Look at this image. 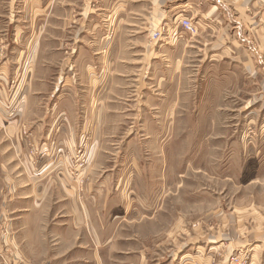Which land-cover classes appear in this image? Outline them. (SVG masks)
I'll return each instance as SVG.
<instances>
[{
  "label": "rangeland",
  "instance_id": "obj_1",
  "mask_svg": "<svg viewBox=\"0 0 264 264\" xmlns=\"http://www.w3.org/2000/svg\"><path fill=\"white\" fill-rule=\"evenodd\" d=\"M177 4H188L185 17L198 32L184 34L178 51L145 61L147 46L156 40L149 38L153 29L143 27L167 28L162 23ZM67 44L74 45L72 61L79 70L87 61L91 74L97 73L84 83L61 66L64 57L58 60L61 77L70 78L68 99L84 104L77 116L89 128H104L103 160H90L88 133L61 167L68 166L74 178L100 167L103 195L112 200L114 214L127 213V204L136 207L148 237L137 244L143 263L264 264V0H0V135L33 133L18 124L24 94L35 82L33 74L55 82L50 55L53 48L70 54ZM168 57H182L179 109L178 80L166 74ZM167 113L175 119L169 132ZM30 149L48 158L44 169L61 152ZM1 155L0 199L8 195ZM2 206L0 201V213ZM17 213L10 218L23 215ZM3 228L0 222V237L8 234ZM131 230L113 226V232ZM111 255L105 254L103 264ZM14 258L0 251V264H18ZM113 259L135 263L125 256Z\"/></svg>",
  "mask_w": 264,
  "mask_h": 264
},
{
  "label": "crops",
  "instance_id": "obj_2",
  "mask_svg": "<svg viewBox=\"0 0 264 264\" xmlns=\"http://www.w3.org/2000/svg\"><path fill=\"white\" fill-rule=\"evenodd\" d=\"M187 5L177 4L170 8L162 25L165 24L172 29L180 20L188 18L185 17L189 11ZM134 28L137 31L140 27ZM143 29L146 31L153 29L148 31L150 38L154 33L159 32L161 27H143ZM184 34L189 33L180 28L178 42H166L159 39L150 46L146 45L148 48L145 51L144 60L154 62L160 54L168 56L178 51L180 45L185 43ZM143 43L142 39H138V44ZM104 44L107 45L105 42ZM67 45V48L72 49L70 54L66 51V55H62L53 48L55 52L50 55L49 67L50 72L54 73L55 82H42V78L39 79L33 74L31 79L35 82L29 92L24 94L27 96L26 104L22 107L18 124H23L24 128L33 133L28 137L0 135L1 159L5 160L2 172L6 176L3 178L6 182L3 187L8 192V195L4 194L0 199L3 205L0 222L4 225L3 229L8 230V234H2L0 237V251L7 255H15L14 261L18 264H103L107 252L112 254L109 256L111 259H107V264H135L139 261L143 263L144 256L139 257L137 244L144 237H148L144 236L143 228L139 225L143 221L139 223L136 207L131 209V205L126 202L128 212L114 214L115 207L112 200L107 201L103 195L102 188L105 187L106 182L103 178L104 174L102 175L99 171L100 167H88L80 172L78 178L71 177L67 173L68 166L61 167L63 162L66 165V161L73 157L75 146L88 133L92 135L89 148L90 160H95L97 165H100L99 161L103 160L99 143L104 128L100 130L99 125L89 128L85 123L88 121L82 122L77 116L78 112H85V107L84 104L77 103V98L76 100L68 99L71 95L68 88L70 78L69 76L65 79L61 77L63 75L61 66L66 65L68 75L73 79L79 75L81 82L84 83H90L91 79L97 78V73L91 74L87 61L80 64L79 70L77 61H72L75 53L74 45ZM63 57L64 60L60 66L58 60ZM181 59L176 58L175 62L169 57L166 59L168 63L166 74L171 73L172 78L177 79L179 83L176 100L178 109L179 97L184 91L182 83L184 77L180 73ZM76 68L79 73L75 72ZM168 68H174L176 72ZM154 72L157 73L155 68L153 74ZM43 74L45 77L50 75L48 72ZM168 76L170 78V75ZM60 86L64 88L62 92L59 91ZM162 101L164 102V99ZM174 111L175 107L167 109V112ZM166 118L164 126L168 127L169 132V127L175 119L172 120L168 113ZM25 123L28 124L25 125ZM169 136L167 134L165 138L168 140ZM31 145H36L41 151L51 149L53 155L61 151L56 155L57 159L54 160L53 167L45 168V170L43 164L48 158L36 154L33 156ZM10 153L12 159L16 160V166L11 167L9 163L13 164V161L8 162ZM7 167L11 168L7 170ZM100 177H102V183H100ZM93 193L103 196L101 199H91ZM11 202L12 205L9 207L8 203ZM14 212L23 215L11 219L12 216L9 214ZM118 223L130 226L132 230L128 235L120 231L113 232V226ZM139 231L142 236L139 235ZM115 256L134 258L135 263H115L113 259ZM149 264H153L152 261Z\"/></svg>",
  "mask_w": 264,
  "mask_h": 264
},
{
  "label": "built area",
  "instance_id": "obj_3",
  "mask_svg": "<svg viewBox=\"0 0 264 264\" xmlns=\"http://www.w3.org/2000/svg\"><path fill=\"white\" fill-rule=\"evenodd\" d=\"M180 28H183L186 32L195 35L198 32L197 27L188 18L180 20L175 27L169 29L163 27L159 32L153 34L154 40L162 39L166 42H176L178 40V34Z\"/></svg>",
  "mask_w": 264,
  "mask_h": 264
}]
</instances>
